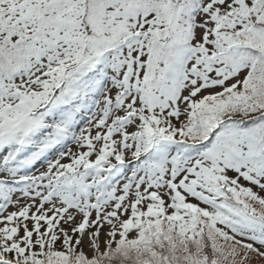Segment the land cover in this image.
I'll return each mask as SVG.
<instances>
[{"label":"snow or ice","instance_id":"snow-or-ice-1","mask_svg":"<svg viewBox=\"0 0 264 264\" xmlns=\"http://www.w3.org/2000/svg\"><path fill=\"white\" fill-rule=\"evenodd\" d=\"M0 264H264V0H0Z\"/></svg>","mask_w":264,"mask_h":264}]
</instances>
